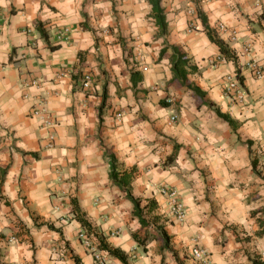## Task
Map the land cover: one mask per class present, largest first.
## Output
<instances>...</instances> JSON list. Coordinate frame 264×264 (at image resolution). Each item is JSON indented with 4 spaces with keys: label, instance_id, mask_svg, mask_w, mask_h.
I'll return each instance as SVG.
<instances>
[{
    "label": "clouds",
    "instance_id": "obj_1",
    "mask_svg": "<svg viewBox=\"0 0 264 264\" xmlns=\"http://www.w3.org/2000/svg\"><path fill=\"white\" fill-rule=\"evenodd\" d=\"M0 20V193L36 237L0 200V264H264V0H0ZM33 173L63 239L23 207Z\"/></svg>",
    "mask_w": 264,
    "mask_h": 264
},
{
    "label": "crops",
    "instance_id": "obj_2",
    "mask_svg": "<svg viewBox=\"0 0 264 264\" xmlns=\"http://www.w3.org/2000/svg\"><path fill=\"white\" fill-rule=\"evenodd\" d=\"M51 7V6H50ZM53 12L57 11V8H52L51 9ZM13 14H15V10L13 12ZM206 19H207V24L210 23L209 17L204 14ZM0 23H3L2 20H0ZM221 24L225 23V21L221 20L220 21ZM76 25H73V28H75ZM85 28H88V25H84ZM23 30V29H21ZM47 34V33H46ZM48 35V34H47ZM177 39H179V34H177ZM76 39V38H74ZM190 47L192 48V52H193V56L195 54H197V48H196V43L195 41H190L189 42ZM51 47V45H50ZM14 51V50H13ZM53 51H59V48H54ZM133 53L135 52V49L132 50ZM166 53H164L163 55H165ZM161 55V57L163 56ZM80 58L81 60H83L84 58V54L81 53L80 54ZM100 64H101V74L102 76H104L105 78L107 77L108 73L105 70V65L103 60H100ZM189 64L192 66H196L194 63V59L193 57L189 58ZM197 68V67H196ZM199 69L197 68L198 72ZM74 79L77 80V87H82V85L79 83V81L82 79V77H74ZM145 79V74L143 71H137L133 74L132 76V81L133 83H141L143 82ZM241 82H242V86L247 89L248 85L246 82H244V77L241 76ZM203 94V93H202ZM104 101L105 104H108L109 102V93L107 91V89H105L104 91ZM163 101V100H162ZM160 101V103L162 102ZM165 103L168 104V101H163ZM48 103H56V99L55 98H51L49 99ZM170 106V105H168ZM59 131V130H57ZM35 157V159L32 160V167L33 169H39L40 165L43 161V155L40 152L37 151H33L30 154L29 158ZM175 163V162H173ZM11 166L9 167H0V189H3L5 192L7 191V189L5 188V182L7 181L8 177L11 175ZM21 182L24 184L25 189H27L28 191V195L24 197V203H23V207L27 208V212L28 215L30 216V218L34 221V227L39 231L40 229L44 228L45 226L48 227L50 232H56L59 233L61 238L63 239L64 237V230L61 228H56L54 224H49L48 221L45 219V216L47 214L46 211L42 210V211H37L36 210V205L35 202L37 201H41L45 198V191H50V189H46V190H42L40 187V182L38 177L35 175V173H33L29 179L28 182H25L23 180V177H21ZM49 183H51V181H48ZM23 195V193H21ZM53 196L56 195V193H52ZM82 195H85V193H82ZM0 200L3 201L4 203V210L9 211L11 214L16 216V219L18 221V225H19V232H17V238H24V237H28L30 238L31 241V248L33 250H35L36 248V237L33 236L32 232H31V228L30 226L26 223V221L20 216L19 212L17 211L18 207H20L17 204H14L12 199L10 197H5L2 193H0ZM72 203L78 208H80V201L77 198H73ZM80 216L84 219V216L82 213H80ZM86 221V220H85ZM8 239L7 235L5 233H0V247L4 246V242H6ZM70 249H71V244L69 243L67 245ZM72 259L74 261V259L78 260V263H76L74 261V264H85V259L83 256L80 255L79 251L76 249H72ZM106 262L105 264H108V258H105ZM128 264V262H127Z\"/></svg>",
    "mask_w": 264,
    "mask_h": 264
},
{
    "label": "trees",
    "instance_id": "obj_3",
    "mask_svg": "<svg viewBox=\"0 0 264 264\" xmlns=\"http://www.w3.org/2000/svg\"><path fill=\"white\" fill-rule=\"evenodd\" d=\"M160 12H161V9H160L159 7H157V9H156V15H157L158 17H159V15H160ZM201 18L203 19V21H204V23H205V26H207L208 24H207V19H206L205 15L202 14V17H201ZM158 24H159V20H158ZM45 35L47 36L46 33H45ZM210 35H212V37H213L214 40H217V42L220 43V45H221V47H222V50H223L224 52H228V51H229L228 46L225 45V44H224V41H223L222 39H219L215 33H211V32H210ZM164 53H165V52H162L161 55H163ZM180 66H181V68H183L185 71H187L189 68H191V70L194 71V72L197 71L196 66H192V65L189 64V60H187V61H183V60H182ZM183 74H184V73L181 72V75H183ZM240 80H241V77H240ZM201 94H202V93H201ZM202 95H203V94H202ZM161 104H163V105H168L167 103H165V102H163V101L161 102ZM76 208H77V207H76ZM77 216H78L80 222H81L82 224L85 225V227H90V226L88 225V222L85 221V220L80 216L78 208H77ZM104 247H106V246H104ZM74 261H75L76 263H78V260H77V259H74ZM125 264H127V261L125 262Z\"/></svg>",
    "mask_w": 264,
    "mask_h": 264
},
{
    "label": "built area",
    "instance_id": "obj_4",
    "mask_svg": "<svg viewBox=\"0 0 264 264\" xmlns=\"http://www.w3.org/2000/svg\"><path fill=\"white\" fill-rule=\"evenodd\" d=\"M58 38V37H57ZM226 91V90H225ZM80 243L81 244H84V240L83 239H81V241H80ZM105 259V258H104ZM106 260V259H105ZM106 262V261H105ZM97 264H99V262H97Z\"/></svg>",
    "mask_w": 264,
    "mask_h": 264
}]
</instances>
